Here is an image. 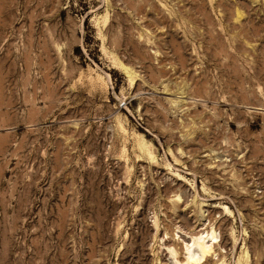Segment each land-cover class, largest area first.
<instances>
[{
	"label": "rangeland",
	"instance_id": "1",
	"mask_svg": "<svg viewBox=\"0 0 264 264\" xmlns=\"http://www.w3.org/2000/svg\"><path fill=\"white\" fill-rule=\"evenodd\" d=\"M198 233L264 264V0H0V264H184Z\"/></svg>",
	"mask_w": 264,
	"mask_h": 264
},
{
	"label": "bare ground",
	"instance_id": "2",
	"mask_svg": "<svg viewBox=\"0 0 264 264\" xmlns=\"http://www.w3.org/2000/svg\"><path fill=\"white\" fill-rule=\"evenodd\" d=\"M186 225H188L187 220L184 222ZM199 233L193 237V242L197 243L198 248L201 250V258L200 259H193L192 257H188L187 261L184 264H198L200 263V260H203V262L201 264H217L216 261H214L212 259L213 254L215 253V251L210 254L211 248L208 247L205 242H204V237H201V235H199ZM211 238L213 239L214 236L211 235ZM200 240L202 242H200ZM170 254L173 256H176L177 252L176 250L172 249V251H170ZM222 264V263H220Z\"/></svg>",
	"mask_w": 264,
	"mask_h": 264
}]
</instances>
